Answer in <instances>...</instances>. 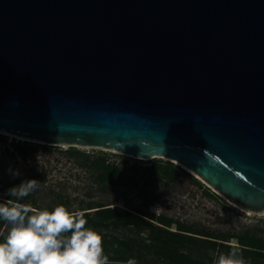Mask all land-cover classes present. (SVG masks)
<instances>
[{
  "label": "water",
  "instance_id": "water-1",
  "mask_svg": "<svg viewBox=\"0 0 264 264\" xmlns=\"http://www.w3.org/2000/svg\"><path fill=\"white\" fill-rule=\"evenodd\" d=\"M0 133L168 158L263 213L264 0H0Z\"/></svg>",
  "mask_w": 264,
  "mask_h": 264
},
{
  "label": "rangeland",
  "instance_id": "rangeland-1",
  "mask_svg": "<svg viewBox=\"0 0 264 264\" xmlns=\"http://www.w3.org/2000/svg\"><path fill=\"white\" fill-rule=\"evenodd\" d=\"M71 147L24 141L0 133V174L4 172L7 178L16 183L29 179L40 181L37 192L33 193V198L37 201L34 207L39 210L54 209L63 201L69 205L71 211H78L83 208L82 200L94 201L111 204L110 207L170 217L193 227L201 235H190L198 238L207 239L204 235L211 234L214 239L209 240L216 243V248L184 250L193 253L196 258L212 259L213 263L220 253L230 251L224 246L229 247L232 241L241 246L237 237L245 232H256L258 236H264V212L255 214L242 210L196 177L191 170L175 161L173 164L186 173L180 172L173 181L162 180L148 185L145 183L147 173L141 171L137 174L136 181L126 187L103 189L95 182L92 174L81 167L80 160L70 157L68 150ZM76 148L90 154L107 155L109 161L129 176L135 173V165L149 167L155 159L169 162L168 158L140 159L100 148ZM17 172L18 176L12 174ZM24 204L31 205L29 202ZM156 225L164 228L158 223ZM169 231L178 232L177 224L169 228ZM105 232L130 240L135 246L142 242L152 243L149 231L138 234L129 228H110ZM136 252L135 255L138 254ZM141 254L142 258L135 256L132 260L137 264H170L154 253L144 251ZM246 261L248 264H264V259Z\"/></svg>",
  "mask_w": 264,
  "mask_h": 264
},
{
  "label": "trees",
  "instance_id": "trees-1",
  "mask_svg": "<svg viewBox=\"0 0 264 264\" xmlns=\"http://www.w3.org/2000/svg\"><path fill=\"white\" fill-rule=\"evenodd\" d=\"M70 157L80 160V165L86 168L103 189L126 187L130 183L136 181V176L141 171L147 173L146 184L151 185L157 181L167 180L173 181L180 172H185L179 166L170 162L155 159V162L149 167L134 166L135 173L129 176L117 167L105 154H90L76 147L68 150ZM188 174V173H187ZM20 183L14 182L7 178L3 172L0 174V202L12 199L14 202H29L31 206H36L37 201L33 198V192L28 197L16 198L7 195L10 188L18 186ZM4 195V197H2ZM60 205L70 207L67 203L61 201ZM111 204H104L94 201H81L83 207L78 211L85 212V219L88 221L86 227L92 228L103 237L104 254L108 256L110 264H127V261L134 259L135 256L142 258L141 254L154 253L158 257H162L170 264H214L212 259L196 258L193 253L186 252L184 248L202 249L206 247L216 248V243L210 239H214L211 234L204 235L207 239L195 237L190 234L201 235L196 233L195 229L186 224L175 221L174 219L155 214H146L141 211L120 209L110 207ZM37 208V207H36ZM39 209V208H37ZM41 210V209H40ZM53 210V209H48ZM71 211V210H70ZM137 212V213H135ZM156 223L164 226H157ZM174 224H177L178 232L169 231ZM10 225L0 220V242H3L4 236L9 230ZM115 229H132L138 234L150 232L151 244L142 242L135 246L130 240L119 238L113 233H106L105 230ZM233 238L235 236H232ZM240 245L239 249L243 258L246 260L264 259V236H258L256 232H245L237 237ZM225 248H229L224 246ZM135 251L137 255H135Z\"/></svg>",
  "mask_w": 264,
  "mask_h": 264
},
{
  "label": "clouds",
  "instance_id": "clouds-1",
  "mask_svg": "<svg viewBox=\"0 0 264 264\" xmlns=\"http://www.w3.org/2000/svg\"><path fill=\"white\" fill-rule=\"evenodd\" d=\"M39 186L36 179L24 180L7 195L28 197ZM85 215V211H70L64 205L50 211L12 199L0 202V220L10 225L0 242V264H110L103 237L86 227ZM229 247L230 251L220 253L214 264H248L235 241ZM127 264L137 262L130 259Z\"/></svg>",
  "mask_w": 264,
  "mask_h": 264
},
{
  "label": "bare ground",
  "instance_id": "bare-ground-1",
  "mask_svg": "<svg viewBox=\"0 0 264 264\" xmlns=\"http://www.w3.org/2000/svg\"><path fill=\"white\" fill-rule=\"evenodd\" d=\"M5 135H9V136H13V137H17L18 139H21V140H24V141H31V142H38V141H34V140H29V139H27V138H22V137H19V136H15V135H12V134H5ZM40 143H42V142H40ZM45 144V143H44ZM49 145V144H48ZM115 152V151H114ZM115 153H118V152H115ZM130 156V155H129ZM193 174L196 176V177H198L199 179H201L203 182H205L201 177H199L197 174H195L194 172H193ZM206 183V182H205Z\"/></svg>",
  "mask_w": 264,
  "mask_h": 264
}]
</instances>
